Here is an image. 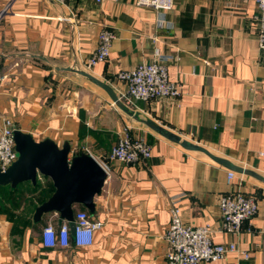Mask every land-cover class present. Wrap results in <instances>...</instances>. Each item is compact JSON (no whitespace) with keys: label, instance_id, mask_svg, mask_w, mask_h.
I'll return each mask as SVG.
<instances>
[{"label":"crops","instance_id":"0c3cea01","mask_svg":"<svg viewBox=\"0 0 264 264\" xmlns=\"http://www.w3.org/2000/svg\"><path fill=\"white\" fill-rule=\"evenodd\" d=\"M256 11L254 0H175L166 11L137 0H15L0 16V74L6 75L0 129L8 117L36 141L67 142L69 156L87 148L105 158L127 127L145 138L151 157L142 164L111 161L94 211L73 204L74 214L87 210L103 223L88 246L41 244L42 227L60 225L55 211L33 221L35 208L54 191L49 177L0 188V264H165L174 198L186 224L207 223L214 243H236L235 252L201 264H264V52ZM103 27L115 34L109 55L88 66ZM159 59L178 97L114 103L76 71L116 93L123 87L119 71ZM152 126L247 173L235 171L227 183V167ZM230 190L248 192L258 203L257 214L234 234L217 230L219 197Z\"/></svg>","mask_w":264,"mask_h":264},{"label":"built area","instance_id":"2783aa9c","mask_svg":"<svg viewBox=\"0 0 264 264\" xmlns=\"http://www.w3.org/2000/svg\"><path fill=\"white\" fill-rule=\"evenodd\" d=\"M95 1L100 3L102 0ZM254 1L257 8L255 18L258 21L257 41L260 50L264 52V0ZM14 2L15 0H3L0 16L9 13ZM137 3L166 11L173 8L175 0H137ZM114 37L113 30L108 27H103L99 31L98 45L87 59L88 66L107 59ZM5 78L6 75L0 74V89ZM116 78L123 83V87L115 94L118 101L126 104L139 100L146 101L157 96L178 97L180 95L177 83L168 79L167 65L162 59L142 62L130 69L121 70L116 74ZM14 130L12 120L4 117L3 126L0 129V171H5L18 158ZM85 151L104 170L105 180L111 171V161L142 164L151 157V147L145 138L130 135L127 127L112 144L107 157L93 156L87 148ZM235 176L234 170H227V183H231ZM218 207L221 220L217 230L229 234L239 232L243 222L254 217L258 211V203L254 196L239 190H230L222 194L219 197ZM169 214L170 221L164 235L167 243L165 264H201L205 261L222 259L227 253L237 250L235 242L214 243L212 237L215 229L209 224L199 226L186 224L182 219L181 208L176 198L169 208ZM73 222L72 231L68 223H62L58 227L46 224L40 232L41 244L45 247H66L70 243L78 247L88 246L93 242V233L103 224L100 220L92 219L87 210H77Z\"/></svg>","mask_w":264,"mask_h":264},{"label":"water","instance_id":"95a60500","mask_svg":"<svg viewBox=\"0 0 264 264\" xmlns=\"http://www.w3.org/2000/svg\"><path fill=\"white\" fill-rule=\"evenodd\" d=\"M76 71L101 87L114 103L118 102L115 92L108 84L84 71ZM152 127L187 149L205 153L228 169L247 173L242 167L214 155L196 143L183 140L179 135L159 126ZM14 142L18 158L5 171H0V186L9 184L15 187L23 181L35 184L38 174L49 177L54 191L35 208L33 221L39 222L43 214L55 211L59 213L60 224L62 220L68 221L72 231L74 228L73 204H80L90 212L94 211V196L100 192L106 178L104 170L88 153L82 152L69 156L70 146L67 142L60 147L48 138L36 141L30 134L17 129L14 130Z\"/></svg>","mask_w":264,"mask_h":264},{"label":"trees","instance_id":"16d2710c","mask_svg":"<svg viewBox=\"0 0 264 264\" xmlns=\"http://www.w3.org/2000/svg\"><path fill=\"white\" fill-rule=\"evenodd\" d=\"M9 187H10V185H8ZM16 188V187H15ZM15 188H11V190H14ZM53 190H54V188H53ZM19 201V205L21 204V201L20 200H18Z\"/></svg>","mask_w":264,"mask_h":264},{"label":"rangeland","instance_id":"374dc122","mask_svg":"<svg viewBox=\"0 0 264 264\" xmlns=\"http://www.w3.org/2000/svg\"><path fill=\"white\" fill-rule=\"evenodd\" d=\"M21 183H23V182H20V183H18V184L20 185ZM8 185H9V184H8ZM8 185H2V186H0V188H2V187H4V186H8Z\"/></svg>","mask_w":264,"mask_h":264}]
</instances>
